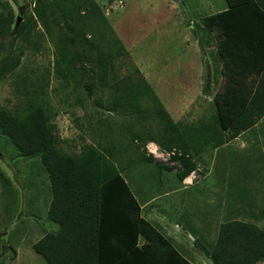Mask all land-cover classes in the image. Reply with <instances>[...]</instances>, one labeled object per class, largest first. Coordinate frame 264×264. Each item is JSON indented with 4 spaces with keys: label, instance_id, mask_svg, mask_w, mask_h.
Listing matches in <instances>:
<instances>
[{
    "label": "rangeland",
    "instance_id": "rangeland-1",
    "mask_svg": "<svg viewBox=\"0 0 264 264\" xmlns=\"http://www.w3.org/2000/svg\"><path fill=\"white\" fill-rule=\"evenodd\" d=\"M231 9L226 0H0V13L12 17L10 32L0 34V108L23 115L31 104L43 106L61 152L110 162L143 197L181 181L176 174L184 166L174 157L188 144L196 171L184 180L201 186L187 195L204 197L198 203L204 218L197 226L206 232L195 248L199 264L209 257L198 243L212 249L223 222L239 219L264 229L258 170L264 122L213 148L229 140L231 130L219 124L216 97L226 92V78L218 64V28L207 27L206 19ZM228 12L232 20L235 13L252 16L247 8ZM124 79L149 83L179 137L169 136L148 100L141 110L118 109ZM150 147H157L156 156ZM51 200L41 158L23 155L0 127V264H47L33 244L51 232ZM189 228L195 229L193 221Z\"/></svg>",
    "mask_w": 264,
    "mask_h": 264
},
{
    "label": "trees",
    "instance_id": "trees-1",
    "mask_svg": "<svg viewBox=\"0 0 264 264\" xmlns=\"http://www.w3.org/2000/svg\"><path fill=\"white\" fill-rule=\"evenodd\" d=\"M226 1L228 8L232 9L209 15L206 25L213 30L218 28L220 43L217 51L220 63H223L226 92L216 97V106L220 127L231 130L228 136L231 140L254 126L264 115V0ZM92 5V1L85 5L87 12L95 3ZM240 8H247L252 16L243 19L242 13H235L234 21L225 14ZM11 24L12 17L0 13V34L7 35ZM97 53L103 59L104 52L100 49ZM86 86L91 88L94 85L87 82ZM146 100L154 104L158 117L170 132L169 136L179 137L177 123L160 103L149 83L144 79L122 80L116 100L118 109L141 110ZM0 127L23 155L39 156L49 173L52 200L48 217L61 228L58 234L47 233L33 244L34 250L47 264H125V257H130L128 250L139 252L146 258L147 247L140 249L136 246L139 233L150 234L151 242L160 240L167 244L179 256L180 264H192L180 257L170 241L140 217V206L120 170L99 157L92 158L91 154L85 158L84 155L77 157L57 148L55 125L43 106L31 104L23 115L0 108ZM176 146L181 145L176 143ZM186 148L181 156L174 157L181 160L184 166L176 174L179 180H184L195 169L188 144ZM149 160L155 161L151 157ZM156 164L173 170L160 162ZM118 220L123 224L121 232L124 234L127 224L136 227L132 234L121 237L127 249L115 255L104 250L108 237L102 229L118 223ZM198 245L214 264L264 262V229L255 223L239 219L223 222L212 249L200 243ZM141 263L146 264L144 260Z\"/></svg>",
    "mask_w": 264,
    "mask_h": 264
},
{
    "label": "crops",
    "instance_id": "crops-1",
    "mask_svg": "<svg viewBox=\"0 0 264 264\" xmlns=\"http://www.w3.org/2000/svg\"><path fill=\"white\" fill-rule=\"evenodd\" d=\"M218 64L221 63L219 62ZM213 66L214 65H212V67ZM263 122L264 115L259 118L257 123L261 124ZM254 126L248 128L247 130H243L235 138L229 141L225 140L222 144L213 147L214 150L218 151L221 147L228 146L229 144H231L232 141L237 140L247 134V132L252 130ZM260 138L261 140H264V131L260 132ZM260 146L262 148V153L260 154V157L263 158L264 145H261L260 143ZM260 169L263 170V172H260L262 173L260 177L261 181L264 182V164L259 167L258 170L260 171ZM243 171H245V167L243 168ZM244 179L245 178L243 176V180ZM200 182L189 184L186 180H181L178 183H174L173 185L167 186V189L164 191V193L158 196L154 195L143 197L140 193L133 191V195L140 206V217L147 220L168 241H170L171 246L178 253V255H180V257L191 262L192 264L200 263L199 261H194V258L199 260L201 258V255L199 258V254L195 250V248L197 247L196 244L198 241V237L202 240V237L206 236L205 230L202 227L201 229L197 226L201 223L197 221H201L204 218V213L202 209L198 207V203H201V200L204 197H199V195L196 194L198 193V191L193 192L195 193L194 195H192V192H190V195L188 196L187 191L190 188H199V186H201L198 185ZM242 187H246L243 181ZM249 187L250 186L248 185V191ZM179 191L181 192L180 195L171 196V193ZM192 221L194 222L195 229L189 228V225L192 224ZM51 222V233L56 235L59 233L61 226L56 222ZM126 222H128V218H126ZM183 223H185V225ZM122 225L123 224H121L118 220V223L109 224V227H106V229L104 230L102 229V232L105 237H108V240H105V251H109L115 253V255H119L121 252H123V250L127 249V246L122 244L123 240L121 237L123 235L132 234V230L135 231L136 225H133L132 227L131 224H127V227L124 230L125 234L121 232L123 230V228L121 227ZM150 240V234L144 235L142 233H139L136 246L140 249L146 246L147 257L144 258L140 255L139 252L132 253L130 252L131 250H128L127 255H129L130 257H125V260H127L125 261V264H143L141 263L142 260H144L146 264H180L178 259L179 256H177V254L167 244L161 243L160 240H153L152 242ZM140 256L143 259H141ZM206 258H208V256H206ZM208 260L209 261H203L202 263L214 264L210 258H208Z\"/></svg>",
    "mask_w": 264,
    "mask_h": 264
},
{
    "label": "built area",
    "instance_id": "built-area-1",
    "mask_svg": "<svg viewBox=\"0 0 264 264\" xmlns=\"http://www.w3.org/2000/svg\"><path fill=\"white\" fill-rule=\"evenodd\" d=\"M155 149H153V148H149V151L153 154V155H157L158 153H157V147H154ZM161 154H163V153H161ZM168 154V156L170 155V153H167ZM172 154H173V152H172Z\"/></svg>",
    "mask_w": 264,
    "mask_h": 264
}]
</instances>
